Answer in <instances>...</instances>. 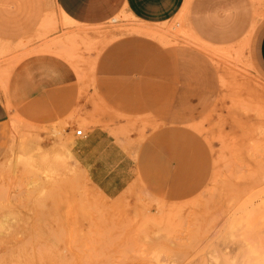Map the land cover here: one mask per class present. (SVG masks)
<instances>
[{"label":"rangeland","instance_id":"obj_1","mask_svg":"<svg viewBox=\"0 0 264 264\" xmlns=\"http://www.w3.org/2000/svg\"><path fill=\"white\" fill-rule=\"evenodd\" d=\"M192 1L183 20L135 29L168 44L129 32L141 21L124 10L80 26L53 4L31 39L0 42V68L49 46L69 59L134 160L130 182L108 195L70 155L63 169L43 164L38 134L11 133L0 264H264V71L250 31L229 42L201 33Z\"/></svg>","mask_w":264,"mask_h":264},{"label":"crops","instance_id":"obj_2","mask_svg":"<svg viewBox=\"0 0 264 264\" xmlns=\"http://www.w3.org/2000/svg\"><path fill=\"white\" fill-rule=\"evenodd\" d=\"M188 1L0 0V42L14 45L31 39L50 25L48 19L53 9L45 14L53 4L62 16L67 15L80 26L114 20L124 10L141 21L132 25L129 32L168 44L152 35L155 32L147 34L135 29H158L162 26L151 23L165 22L175 15L183 20V8ZM192 6L193 24L209 37L229 42L242 37L245 40L251 32L252 50L264 71V12L259 10L257 0H193ZM258 13L261 17H257ZM184 24L196 37L195 30ZM52 50L29 52L0 68V73L6 75L4 86H0V158L14 131L16 137L26 132L27 142L38 134L40 153L48 157L43 164L63 169L70 155L75 167L83 168L101 191L116 195L132 178L133 157L99 122L104 116L102 119L93 111V88L83 86L78 76L80 70ZM78 123L85 125L84 135L74 133ZM57 154L63 156L61 161L55 158Z\"/></svg>","mask_w":264,"mask_h":264},{"label":"bare ground","instance_id":"obj_3","mask_svg":"<svg viewBox=\"0 0 264 264\" xmlns=\"http://www.w3.org/2000/svg\"><path fill=\"white\" fill-rule=\"evenodd\" d=\"M67 20H69V19H67ZM114 20H115V19H114ZM155 35H156V36H159L158 32H155ZM159 37H160V36H159ZM73 38H75V37H73ZM78 38H80V37H78ZM68 40H70L69 43H73V42L71 41V38L68 39ZM68 40H67V41H68ZM73 40H74V39H73ZM62 43H63V42H62ZM56 44H58V45L61 46V43H60V44H59V43H56ZM63 44H64V43H63ZM63 44H62V45H63ZM65 45H67V44H65ZM72 45H73V44H72ZM49 47L51 48V46H49ZM49 47H47L46 49H47V50H51V49H49ZM62 47L65 48L66 46L63 45ZM62 47H61V48H62ZM69 49H71V48H69ZM52 51H53V50H52ZM69 51H70V50H69ZM58 52H59V51H58ZM71 53H72V52H71ZM71 58H72V57H71ZM11 64H13V63H11ZM8 70H9V69H8ZM8 70H7V72H8ZM55 158H56L57 160H60V161H61V160L63 159V156L57 154V155H55ZM41 159H42V160H45L46 158H45V159L41 158ZM40 161H41V160H40Z\"/></svg>","mask_w":264,"mask_h":264},{"label":"built area","instance_id":"obj_4","mask_svg":"<svg viewBox=\"0 0 264 264\" xmlns=\"http://www.w3.org/2000/svg\"><path fill=\"white\" fill-rule=\"evenodd\" d=\"M262 4L264 5V0H262ZM74 133L77 135H84L85 132L82 128H75Z\"/></svg>","mask_w":264,"mask_h":264}]
</instances>
